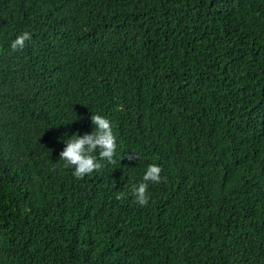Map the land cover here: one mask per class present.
I'll return each mask as SVG.
<instances>
[{"label":"trees","instance_id":"trees-1","mask_svg":"<svg viewBox=\"0 0 264 264\" xmlns=\"http://www.w3.org/2000/svg\"><path fill=\"white\" fill-rule=\"evenodd\" d=\"M0 264H264V0H0Z\"/></svg>","mask_w":264,"mask_h":264},{"label":"clouds","instance_id":"clouds-1","mask_svg":"<svg viewBox=\"0 0 264 264\" xmlns=\"http://www.w3.org/2000/svg\"><path fill=\"white\" fill-rule=\"evenodd\" d=\"M31 40L29 32H23L18 35L11 43L13 51L23 50L26 41ZM91 123L94 126L93 131L83 135L73 134L66 140V146L59 153V160L64 161V167L73 169V176L77 179H83L85 176H91L93 172L100 171L106 161L108 164H116V136L113 132L111 122L99 115H91ZM129 161L139 159L136 152H130L127 155ZM162 168L156 164L148 165L142 182L139 185H133L131 193L135 201L141 206L149 202L148 187L149 184H158L165 179L161 177ZM124 193H120L117 199H123Z\"/></svg>","mask_w":264,"mask_h":264}]
</instances>
